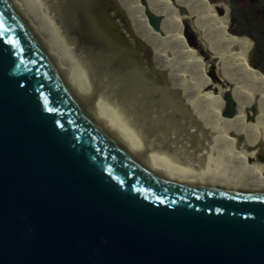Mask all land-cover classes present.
Instances as JSON below:
<instances>
[{
	"label": "water",
	"instance_id": "water-1",
	"mask_svg": "<svg viewBox=\"0 0 264 264\" xmlns=\"http://www.w3.org/2000/svg\"><path fill=\"white\" fill-rule=\"evenodd\" d=\"M101 14L0 0V264H264V195L218 188Z\"/></svg>",
	"mask_w": 264,
	"mask_h": 264
},
{
	"label": "bare ground",
	"instance_id": "bare-ground-1",
	"mask_svg": "<svg viewBox=\"0 0 264 264\" xmlns=\"http://www.w3.org/2000/svg\"><path fill=\"white\" fill-rule=\"evenodd\" d=\"M98 1L100 14L104 12L109 22L104 26L108 34L111 31L109 36L125 69L127 72L142 73L138 77L143 80L136 79V82L151 102L156 101L154 99L156 95L159 101L163 99L167 101V103H164V100L162 102L169 108L160 110L156 107L165 120H169L167 122H170L174 118V113L178 112L177 115H180V118L177 124L174 122L176 132L191 147L196 159L218 188L227 192L264 195V116H261L264 113V98L259 99L260 94L264 95V78H257L244 70L243 66L246 64L243 58L244 46L241 41L225 38L222 33L224 23L209 20L210 17H214L213 8L206 9L203 0H151L153 1L152 11L161 17L159 27L152 28L143 18L142 9H135L138 16L136 21L138 28L133 31L132 28L126 29L123 33L120 28L122 26L115 20L116 14L113 10L115 5L112 7L108 1ZM129 1L133 6L134 0ZM132 15L135 16V14ZM182 16L191 19L192 27L198 31L206 43L207 52L220 56V61H223L225 68L220 69L221 75L226 80L224 82L232 85L230 92L226 91L227 86L224 91L226 103V96L229 95L233 107L232 115L224 114L227 104L220 103V93L216 90L212 91L211 86L200 79L207 74L208 70L206 67L199 69L194 64L193 50L180 38V25L174 22V19ZM126 19L127 17L123 18V20ZM167 25L170 26L171 32ZM109 26L110 29H108ZM113 27L116 30L112 31ZM113 37H119L121 41L116 43ZM116 44L122 45L124 50H119L120 47L118 49ZM148 44L151 45L150 52H153L152 58L149 54V59L144 55ZM127 49L132 50L126 51ZM132 52H135L137 56H134L135 53ZM168 64L173 67L172 77L177 81H174L173 85L164 86L159 78L167 75L165 68H170ZM177 82H179L178 87ZM182 82L186 86H182ZM152 83L156 85L152 86ZM179 87L185 89L184 97L180 95ZM170 108L172 109L169 110ZM217 115L220 118H216ZM258 156L263 160L259 161ZM230 162L233 165H230Z\"/></svg>",
	"mask_w": 264,
	"mask_h": 264
},
{
	"label": "rangeland",
	"instance_id": "rangeland-1",
	"mask_svg": "<svg viewBox=\"0 0 264 264\" xmlns=\"http://www.w3.org/2000/svg\"><path fill=\"white\" fill-rule=\"evenodd\" d=\"M105 1H108V3L113 7L114 5V8H113V10L115 11V14H116V22L119 24V25H121L122 27H120L121 29H122V32L124 33L125 31H126V29L128 30V29H130L131 30V28H132V31L133 30H137V28H138V24H136V21L138 20L137 19V13L135 12L136 10L135 9H142L141 10V13H142V16H143V18L146 20V21H148V19H147V14H146V8H147V10H150L151 12H153L154 13V11H152L153 10V8H152V6H151V4H153V1H151V0H134V2H132L134 5L133 6H131L132 4L130 3V1L129 0H105ZM204 1V3H205V8L206 9H210V8H213V10H214V17H210L209 18V20L210 21H216V20H218V22H222V23H224L225 25H224V27L222 28V33H223V35L225 36V38H227V39H229V40H238V41H241L242 42V44H243V46H244V53H243V58H244V60H245V62H246V64L243 66V68H244V70L246 71V72H248V73H250V74H252L253 76H255V77H257V78H260V77H262V78H264V71L263 70H259V68L258 67H256V66H254L253 64H252V61H253V59L255 58V55L254 54H252L253 53V41H252V39L250 38V36H248V35H246V34H244V33H241V32H237V31H235L233 28H231V25H230V12H231V6L229 5L230 4V2H229V0H208V1H210L211 2V4H210V2H206V0H203ZM246 1H248V0H245V2ZM258 0H250V2L252 3V7H254V6H257V2ZM96 2H98L99 3V1L98 0H96ZM139 2V3H138ZM97 3V4H98ZM107 3V2H106ZM122 3V4H121ZM121 4V5H120ZM116 5H117V7H116ZM135 5H137L136 7H135ZM119 6V7H118ZM118 8V9H117ZM158 8H159V6H158ZM119 9H121V10H119ZM131 9V10H130ZM170 12H171V10H169ZM123 12V13H122ZM108 13H110V11L108 12ZM112 13V12H111ZM132 14H135V16L134 15H132ZM121 16H122V18H121ZM131 16V17H130ZM158 16H160V15H158ZM127 17V19H128V21H126V20H123V18L125 19ZM130 17V18H129ZM134 18V19H133ZM130 19V20H129ZM133 19V20H132ZM136 19V20H135ZM135 20V21H134ZM124 21V22H123ZM126 21V22H125ZM131 23H130V22ZM130 24H129V23ZM174 22H177L179 25H180V32H179V35H180V38L182 39V41L185 43V44H188V46L193 50V53L195 54V56H194V64H196L197 66H198V68L199 69H204L205 67L207 68V74H205V76L204 77H201L200 79H202V81L204 82V83H206V84H208L209 86H211L210 87V89L212 88V91H217L218 93H220V103H223V102H225L226 103V101H225V97H224V91H225V86H227L226 87V91L227 92H230L231 91V87H232V85H230V84H228V83H226V82H224V81H226L225 79H224V76L223 75H221V68L224 70V68H225V66H224V63H223V61L221 62L220 60V56H217V55H211L210 53H208L207 52V49H206V43H205V41L204 40H202V38H201V36L199 35V33H198V31L196 30V29H194L193 27H192V25H191V19L189 18V17H187V16H182L181 18L179 17L178 19H174ZM217 22V21H216ZM146 23V22H145ZM160 23H161V21H160ZM104 24V23H103ZM146 24H148V23H146ZM132 25V26H131ZM160 25V24H159ZM129 26H131L130 28H128ZM146 27L147 28H149L150 29V27L148 26V25H146ZM167 27H168V29H169V31L171 32V28H170V26L169 25H167ZM108 29H110V26L108 27ZM112 29V31L115 29L116 30V28H111ZM167 29H166V33H167ZM116 32V31H115ZM150 34V33H149ZM109 35H111V32H110V34ZM117 35V34H116ZM139 35V34H138ZM114 36V35H113ZM241 36H245V37H247V38H245V37H241ZM141 37V36H140ZM110 38H111V36H110ZM142 38V37H141ZM120 38L119 37H113V40H116V43H119L120 41H121V39L119 40ZM124 44V43H123ZM148 47H146V52L144 53V55H145V57L147 58L148 56H149V54H150V58H152V54H153V52L151 51L150 52V48H151V45L150 44H148L147 45ZM116 47L119 49V47H120V49L119 50H122V45L121 46H117V44H116ZM153 48V47H152ZM123 50H124V48H123ZM122 50V51H123ZM128 50H130V49H127L126 51H128ZM132 50V49H131ZM130 50V51H131ZM135 50V49H134ZM149 51V52H148ZM133 54L135 53V52H132ZM138 53V52H137ZM132 54V55H133ZM130 55V54H129ZM134 56H137V54L135 53L134 54ZM139 56V55H138ZM149 57H148V59H149ZM131 58V57H130ZM142 58H143V55H142ZM132 59V58H131ZM135 59V58H134ZM143 60H146V59H143ZM137 62V61H136ZM144 62V61H143ZM248 62H249V64L252 66V67H254V68H257V69H255V70H252V69H254V68H250V66L248 65ZM133 63H135V61L133 62ZM222 64V66H221V64ZM169 66H170V68H165V74H167V75H164V77H161L160 76V80H161V82H162V84L165 86L166 84H171V85H173L172 83H174V81L176 82L177 80L176 79H174L173 77H172V74H173V70H172V66L170 65V64H168ZM201 67V68H200ZM136 68V67H135ZM184 69H186L185 67H184ZM263 71V72H262ZM129 72V71H128ZM198 72H200V70H198ZM261 72V73H260ZM131 73V74H130ZM129 74H130V76L134 79V81L136 82L137 80L139 81V80H143V79H141L140 77H138V75L139 76H141V74L142 73H137L136 71H131V72H129ZM134 76V77H133ZM136 76V77H135ZM205 78H207V79H205ZM137 79V80H136ZM136 84H137V82H136ZM185 83L184 82H182L181 83V85L182 86H186V85H184ZM228 84V85H227ZM138 85V87L140 88V85H139V83L137 84ZM156 84H153L152 83V86H155ZM178 85H179V82H177V87H178ZM178 89H181L180 90V95L181 96H183L184 97V95H185V89L184 88H181V87H179ZM155 91V90H154ZM220 91V92H219ZM151 95V94H150ZM249 98H250V96H249ZM263 98H264V95L262 94H260V96H259V99L260 100H263ZM154 99H156V101H152V103L158 108V109H162V108H169L168 107V105L166 104H164V103H167V101H165V99H163L164 100V103L162 102L163 100H161V101H159L158 100V96L156 95V98H154ZM185 99H188V98H185ZM159 103V104H158ZM227 104V103H226ZM212 105H213V103H212ZM228 106V104L226 105V107ZM233 108V107H232ZM172 108H170L169 110H171ZM247 110H249L248 108H247ZM242 110H240V112H241ZM239 112V113H240ZM264 112V111H263ZM175 115H173V119H171V121H173V123L175 122V124H177L178 123V119L180 118V115L178 116L177 114H178V112H176V113H174ZM246 116V115H245ZM262 117L264 116V113H263V115H261ZM177 117V118H176ZM216 118H220V116L219 115H217L216 116ZM238 118V120H240V117L238 116L237 117ZM243 119V118H242ZM175 120V121H174ZM166 121H169V120H166ZM169 122V123H172V122ZM259 157V156H258ZM225 159V158H224ZM256 159H258V158H256ZM227 160V159H226ZM260 160H263L262 159V157H259V161ZM227 161H229V160H227ZM230 165H233V164H231V162H230Z\"/></svg>",
	"mask_w": 264,
	"mask_h": 264
},
{
	"label": "flooded vegetation",
	"instance_id": "flooded-vegetation-1",
	"mask_svg": "<svg viewBox=\"0 0 264 264\" xmlns=\"http://www.w3.org/2000/svg\"><path fill=\"white\" fill-rule=\"evenodd\" d=\"M231 6L230 25L237 32L244 33L253 41L255 58L252 64L264 71V7L262 0L252 7L250 0H229Z\"/></svg>",
	"mask_w": 264,
	"mask_h": 264
},
{
	"label": "trees",
	"instance_id": "trees-1",
	"mask_svg": "<svg viewBox=\"0 0 264 264\" xmlns=\"http://www.w3.org/2000/svg\"><path fill=\"white\" fill-rule=\"evenodd\" d=\"M206 2L208 3V2H210V1H208V0H206ZM262 3H263V5H262V7H264V0H262ZM209 4V3H208ZM210 4H211V2H210ZM209 4V5H210ZM241 37H245V36H241ZM245 38H247V37H245ZM248 65L250 66V68L252 69V68H254V67H252L250 64H249V62H248ZM255 69H257V68H254V69H252V70H255ZM260 70V69H259ZM263 72V71H262ZM261 73V72H260ZM264 73V72H263ZM264 75V74H263Z\"/></svg>",
	"mask_w": 264,
	"mask_h": 264
}]
</instances>
